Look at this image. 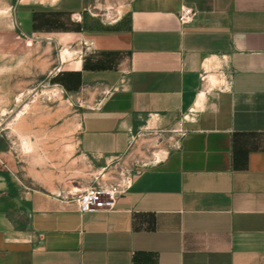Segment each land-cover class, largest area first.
I'll return each mask as SVG.
<instances>
[{
    "label": "crops",
    "instance_id": "1",
    "mask_svg": "<svg viewBox=\"0 0 264 264\" xmlns=\"http://www.w3.org/2000/svg\"><path fill=\"white\" fill-rule=\"evenodd\" d=\"M8 2L19 34L58 51L49 79L80 131L36 168L41 188L0 135V264H264V0ZM77 161L143 167L114 209L84 212Z\"/></svg>",
    "mask_w": 264,
    "mask_h": 264
},
{
    "label": "rangeland",
    "instance_id": "2",
    "mask_svg": "<svg viewBox=\"0 0 264 264\" xmlns=\"http://www.w3.org/2000/svg\"><path fill=\"white\" fill-rule=\"evenodd\" d=\"M10 13L8 0H0V135L14 143L22 159L18 179L27 186L41 188L45 179L35 177L36 168L48 169L50 173L53 167L58 169L57 162L54 165L52 162L58 157L56 150L60 157L64 149L61 146L63 142L74 139L77 143L80 120L78 116L73 118V107L49 79L50 70L56 62L50 66L45 57L49 53L57 58L58 51H48L45 44L24 38L13 28ZM23 40V44H20ZM72 54L73 51L65 46L60 58L65 61ZM22 109L23 113L18 116ZM22 136L33 141L31 148L25 149L21 145ZM52 139H58L60 145L55 144L57 140L52 143ZM80 164L77 161L76 178L71 187L75 192L89 185L97 170L93 166V174H87L83 168L79 171ZM142 167L143 163L135 166L130 172L131 176ZM117 172L112 170L104 180H115Z\"/></svg>",
    "mask_w": 264,
    "mask_h": 264
},
{
    "label": "built area",
    "instance_id": "3",
    "mask_svg": "<svg viewBox=\"0 0 264 264\" xmlns=\"http://www.w3.org/2000/svg\"><path fill=\"white\" fill-rule=\"evenodd\" d=\"M194 15L195 11L184 7L181 11L180 20L183 23H188L193 20ZM119 17L120 12L114 9L106 10L104 13V18L108 23H115ZM206 77V74L201 77L203 82ZM133 169L135 168L130 167L125 170H118L117 178L113 181H105L103 176L95 175L92 182L84 190L71 193L68 196L75 197L80 209L84 212L114 209L118 197L127 190L131 183L133 176H131L130 172Z\"/></svg>",
    "mask_w": 264,
    "mask_h": 264
},
{
    "label": "bare ground",
    "instance_id": "4",
    "mask_svg": "<svg viewBox=\"0 0 264 264\" xmlns=\"http://www.w3.org/2000/svg\"><path fill=\"white\" fill-rule=\"evenodd\" d=\"M28 104L25 105L24 109L26 108ZM22 109L19 113H18V116H20L22 113H23V110ZM22 144L24 146L25 149H29L31 148V140L27 137V136H22ZM79 191V190H78Z\"/></svg>",
    "mask_w": 264,
    "mask_h": 264
}]
</instances>
